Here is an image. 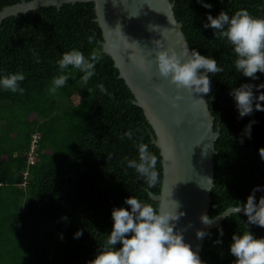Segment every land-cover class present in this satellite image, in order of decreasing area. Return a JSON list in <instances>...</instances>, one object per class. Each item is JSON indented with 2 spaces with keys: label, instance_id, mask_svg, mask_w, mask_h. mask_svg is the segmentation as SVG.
Masks as SVG:
<instances>
[{
  "label": "trees",
  "instance_id": "trees-1",
  "mask_svg": "<svg viewBox=\"0 0 264 264\" xmlns=\"http://www.w3.org/2000/svg\"><path fill=\"white\" fill-rule=\"evenodd\" d=\"M21 1L0 0V11ZM172 1L191 47L224 69L209 73L208 102L215 128L220 129L209 214L215 218L246 202L257 185L264 186V159L259 155L264 147V111L255 110L254 103L253 114L241 118L230 95L242 84L264 83V74L257 73L259 79L252 80L237 72L232 48L203 24L209 14L216 17L221 11L231 17L246 9L264 17V0H204L211 8L198 0ZM96 17L94 1H79L12 15L0 23V77L25 74L20 82L23 94L0 88V264H87L112 230L114 207H129L125 199L131 196L160 205L151 196L161 193L163 183L155 130L113 57L103 50ZM72 49L86 57L95 51L101 57L96 74L85 89L82 73L70 67L63 73L69 76L66 85L51 94L53 78L62 74L57 61ZM100 84L108 94L100 91ZM253 91L256 96L264 93L255 87ZM251 121L255 123L249 139L243 130ZM129 130L133 140L121 139ZM140 142L157 156L159 183L150 190L134 169L125 166L126 157L138 159ZM262 195L256 193L257 202ZM245 222L244 212H235L221 226L209 229L202 261L234 264L229 251L232 236L246 230ZM249 229L257 238L264 237V228ZM77 231L83 233L78 239ZM218 238L221 244L215 243Z\"/></svg>",
  "mask_w": 264,
  "mask_h": 264
},
{
  "label": "clouds",
  "instance_id": "clouds-1",
  "mask_svg": "<svg viewBox=\"0 0 264 264\" xmlns=\"http://www.w3.org/2000/svg\"><path fill=\"white\" fill-rule=\"evenodd\" d=\"M198 2L205 8L212 7L204 0ZM157 27L159 26L149 25V30L155 31ZM203 28H212L215 33L214 38L225 41L232 48L236 57L234 67L237 72L252 80L259 79L257 73L264 74V17H255L246 9L235 11L231 17L227 12L221 11L216 17L209 14ZM93 40V36L88 38L89 43ZM157 41H155L158 49L155 62L160 77L168 80L177 89L187 90L191 94H207L211 91L209 73L216 75L224 71L223 67L218 66L216 59L202 55L195 49L189 51L188 45H184L183 52L178 53L173 48H165L163 43H156ZM100 59L95 51L88 57L76 49L64 52L57 61L62 74L53 78L49 92L55 94L58 89L66 85L69 76L63 73L70 67L82 73L80 84L86 89L88 82L96 74V65ZM24 80L25 74L21 71L5 74L0 77V88L23 94L24 89L20 86V82ZM98 87L102 93L108 94L103 84ZM254 87L257 91L264 89V83L258 86L245 83L230 91L241 118L253 114L254 103L255 110L264 111V104L261 103L264 101V93L256 96ZM182 98V92L178 91L177 96L172 100L173 106H178V101ZM253 123L255 121H251L243 130L244 135L249 139ZM133 136V131L129 130L121 139L127 137L133 140ZM240 142L243 143V137ZM136 147L138 159L126 157L125 166L134 169L146 184V190H150L159 183V174L156 170L157 156L151 153L148 145L143 142L137 143ZM259 155L264 159V147L259 149ZM110 158L111 154L108 156V159ZM257 192H264V186L254 187L247 201L240 202V206L235 208L237 213L244 212L247 222H245L246 230L242 234L236 232L232 236L229 251L235 257L234 264H264V237L257 238L249 229V225L264 228V195L257 202ZM172 200L175 204L174 208L166 206L165 203L157 207L131 196L125 199V204L129 207H114L111 213L114 221L112 230L100 245L95 258L87 264H205L192 246L185 242L183 232L186 228L176 230L177 222L185 213L178 211L179 202ZM218 218L202 214L200 220L205 225H211ZM62 219L67 221L68 218L65 216ZM191 226L189 223L187 227ZM82 235V231H77L74 238L78 239ZM206 235L210 233L204 229H198L196 232L198 239H203ZM223 235V229L220 228L219 236L223 237ZM222 242L219 238L215 241L216 244Z\"/></svg>",
  "mask_w": 264,
  "mask_h": 264
},
{
  "label": "water",
  "instance_id": "water-1",
  "mask_svg": "<svg viewBox=\"0 0 264 264\" xmlns=\"http://www.w3.org/2000/svg\"><path fill=\"white\" fill-rule=\"evenodd\" d=\"M79 1H94L96 20L104 37L100 42L103 50L113 57L120 76L135 95V103L144 109L155 130L153 141L163 157V183L161 193H151V196L172 208L175 207L172 199L179 202L178 211L185 215L177 222L176 230L186 228L184 240L202 260L207 235L198 239L197 230L208 232L221 226L227 216L235 213L236 207L216 216L219 218L211 225L200 220L202 214H210L220 129L215 128L216 118L208 102L210 92L191 94L177 89L158 74L155 41L178 53L183 52L184 45H188L189 51L193 50L183 23L176 16L175 3L172 0H22L0 11V23L12 15ZM149 25L159 27L150 31ZM178 91L183 98L174 107L172 100ZM189 223L191 227H187Z\"/></svg>",
  "mask_w": 264,
  "mask_h": 264
}]
</instances>
